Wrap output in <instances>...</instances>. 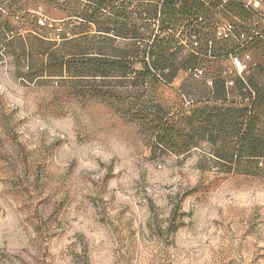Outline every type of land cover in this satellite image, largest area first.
Segmentation results:
<instances>
[{
	"label": "rangeland",
	"instance_id": "374dc122",
	"mask_svg": "<svg viewBox=\"0 0 264 264\" xmlns=\"http://www.w3.org/2000/svg\"><path fill=\"white\" fill-rule=\"evenodd\" d=\"M235 1L247 6L241 18L233 17L223 5L211 11L206 24L232 22L248 35L263 31L264 0ZM61 7L53 10L45 0H0L2 11L14 14H4L14 31L23 34L33 29L54 40L61 52L89 45L95 51L104 47L119 54L139 46L128 23L120 26L98 9L89 12L77 0ZM90 13L94 23L74 17L48 18L63 14L84 18ZM41 17L46 18L44 25L38 23ZM110 28L117 31V38L103 33ZM208 38L212 33L203 26L200 42ZM227 41L238 44L234 39ZM224 42L216 40V48ZM11 45L15 47L16 41ZM239 49L226 56H201L197 67L203 74L198 78L190 74L179 88L193 93L197 88L211 90L215 81L223 79L231 90L250 63L264 60L263 45L246 51L248 58ZM27 64L20 51L0 48V83L9 78L24 90L25 98L24 105L9 109L7 95L0 92V264H94L93 253L101 252V261L108 264H264V173L257 174L254 164L242 163L224 173L210 150L211 141L197 135L180 139L196 146L190 151L178 155L159 151L150 132L128 119L117 103L83 93L95 84L65 76L39 79L27 73ZM110 84L116 92L138 90L116 80ZM30 107L35 110L20 118L21 108L28 111ZM36 116L50 127L70 122L72 135L65 132L49 142L47 128L32 132L25 127ZM179 124L183 129V121ZM109 141L121 144L124 151L107 165L96 158L100 168H107L100 179L93 178L94 172L77 173L75 156L60 170L58 160L66 145ZM221 141L218 138L217 145ZM124 160L130 163L114 171ZM158 173L166 176L156 180ZM125 177H131V193L121 183ZM164 179L169 182L162 183ZM113 180L117 186L109 195ZM118 193L129 196L134 204ZM9 212L16 219L12 232L3 226ZM89 233L103 238L97 242V236Z\"/></svg>",
	"mask_w": 264,
	"mask_h": 264
},
{
	"label": "trees",
	"instance_id": "16d2710c",
	"mask_svg": "<svg viewBox=\"0 0 264 264\" xmlns=\"http://www.w3.org/2000/svg\"><path fill=\"white\" fill-rule=\"evenodd\" d=\"M96 1L99 5L108 3L107 0ZM219 4L220 0H211L210 5ZM223 5L235 18H241L246 11L244 4L235 0H227ZM201 9L208 11L198 0H183L175 9L165 4L162 7L163 21H170L175 15V25L184 22L190 25ZM20 12L22 10L15 13ZM5 13L14 16L9 11L0 10V48L11 53L15 49L20 51L28 63V74L39 79L65 76L74 78L71 80H88L89 86L95 84L89 88L93 90L84 88L83 93L117 103L128 119L137 122L142 131L150 132L159 151L175 152V155L190 151L196 146L180 139L197 135L211 141L210 150L224 173L233 172L242 163H252L257 174L264 173V60L250 63L231 90L222 79L215 81L211 90L197 88L193 93L190 89L179 88V84L191 78L189 70L197 66L200 56L181 53L170 36H157L150 46L138 44L129 52L119 54L110 53L104 47L95 51L89 45L76 47L74 52H61L54 40L33 29H27L23 34L14 31L13 24L4 18ZM115 13L125 15L123 11ZM92 18L90 13L83 19L94 23ZM130 26L132 38H138L140 33L136 25ZM263 33L264 30L253 32L242 48L238 44L228 45L227 40L216 48L214 42L209 55L226 56L239 48L243 53L262 49ZM14 41L16 46L12 47ZM65 41L68 44L71 40ZM136 63L140 68H135ZM112 80L121 82L122 86H138V90L113 91ZM180 121H183V129L179 128ZM218 138L222 139L219 145Z\"/></svg>",
	"mask_w": 264,
	"mask_h": 264
},
{
	"label": "built area",
	"instance_id": "2783aa9c",
	"mask_svg": "<svg viewBox=\"0 0 264 264\" xmlns=\"http://www.w3.org/2000/svg\"><path fill=\"white\" fill-rule=\"evenodd\" d=\"M78 1L82 3V6L89 12L93 11V9H98L100 12L105 13L119 22L128 23V25L135 24L137 31L140 34L146 35V37L132 38L137 44L141 45L150 46L153 38L157 36H170L181 53L195 54L201 57L210 56V50L216 40L224 41L234 39L238 43V46L242 48L244 43L251 39L246 31L237 30L232 22H209V24H206V18L210 17L211 11H215L219 7H222L223 3L227 0H220L221 4L215 7L210 5L211 0H198L208 9V11L203 13L197 12L194 18L191 19L192 24L190 25H187L186 22L175 25V15L170 21H163V5L167 4L175 9V6L179 7L183 0H107L108 3L105 5H99L97 4V1L93 2L92 0ZM254 6H257L256 2L254 3ZM153 7H155V11H153ZM244 7L247 6L244 5ZM115 11H123L125 15H117ZM78 19L85 21L80 17ZM45 20L46 18L41 17L38 19V23L44 25ZM50 20L55 21L56 19ZM203 26L210 29L212 38H208L204 43H201L200 29H202ZM103 33L111 37H118L113 28H110ZM245 57L248 58V55L245 54ZM189 72L196 78L203 74V70L199 69L197 66L190 69ZM228 83L232 84V81H229Z\"/></svg>",
	"mask_w": 264,
	"mask_h": 264
},
{
	"label": "clouds",
	"instance_id": "9594fccd",
	"mask_svg": "<svg viewBox=\"0 0 264 264\" xmlns=\"http://www.w3.org/2000/svg\"><path fill=\"white\" fill-rule=\"evenodd\" d=\"M9 86L11 87V90H9ZM0 92H4L7 95V103L8 108H14L17 106H22L25 104V98H24V90L14 83L11 82V80L7 77H5L4 83H0ZM34 107H30L28 111H24L23 108H21V111L19 112V117L23 118L24 116H27L30 114V112L34 111ZM30 131L35 132L38 128L39 129H45L47 128L48 131L51 133V135L48 137L49 142H51L54 138L58 136H63L65 132H68L70 135L72 125L70 122L68 123H60L55 122L54 127H50L47 123H45L44 120H42L39 116L34 117L29 124L25 125ZM21 132L24 131V128L20 129ZM75 137L73 135V141ZM124 151L123 146L119 143L109 141L107 144L99 143V142H93L90 144H86L80 147H77L75 143L71 147L65 146L64 151L61 153L60 159L58 160V163L61 164V171L67 166L68 162L75 156L79 159V166L77 168V173L81 171L88 172L89 174L95 173L93 176L94 179H100L104 176V174L107 171V168H100L99 164L96 161V158L99 157L100 160L105 164H109L112 160V158L118 154H121ZM130 163L128 160H124L123 163L119 164L114 171L119 172L121 168H124ZM161 176H166V173H158L156 175V180H160ZM138 178V177H137ZM131 177H125L121 183L124 184L125 190L131 193V189L129 188V182ZM178 179V177H177ZM162 183H168L169 181L167 179H164L161 181ZM117 181L113 180L109 185V195H111V190L116 188ZM151 191V190H150ZM120 198L124 201H128L134 204V201H129V196H125L122 193H118ZM106 200L108 199V195L104 197ZM159 203V201H158ZM206 211V210H205ZM3 226L4 230L6 232H12L13 229L16 226V219L15 217L9 212L8 215H6L3 218ZM83 227V226H81ZM203 227V225H202ZM16 231L18 232L19 229L16 228ZM89 235H95L97 236V242L99 239H102V234L97 235L96 233H89ZM13 238L14 235H13ZM53 251H57V249H53ZM103 256V253L101 252L99 255H96L93 253L94 258V264H96L97 261L100 262V264H108L107 260L101 261V257ZM110 259V257H109Z\"/></svg>",
	"mask_w": 264,
	"mask_h": 264
},
{
	"label": "crops",
	"instance_id": "0c3cea01",
	"mask_svg": "<svg viewBox=\"0 0 264 264\" xmlns=\"http://www.w3.org/2000/svg\"><path fill=\"white\" fill-rule=\"evenodd\" d=\"M71 1L72 0H45V3L48 4L49 6H51V9L59 10L58 7H61L63 5H67L68 3H71ZM61 8L62 9L60 10V12H63L64 9H63V7H61ZM73 17L78 19L80 16H78V15H70V14H63L61 17H58V18L56 16H49L48 18L49 19H58V20L63 21V20H69V19H71Z\"/></svg>",
	"mask_w": 264,
	"mask_h": 264
}]
</instances>
